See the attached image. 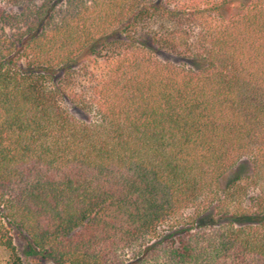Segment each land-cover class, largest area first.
I'll list each match as a JSON object with an SVG mask.
<instances>
[{
	"label": "trees",
	"instance_id": "obj_1",
	"mask_svg": "<svg viewBox=\"0 0 264 264\" xmlns=\"http://www.w3.org/2000/svg\"><path fill=\"white\" fill-rule=\"evenodd\" d=\"M0 5V264H264V0Z\"/></svg>",
	"mask_w": 264,
	"mask_h": 264
},
{
	"label": "rangeland",
	"instance_id": "obj_2",
	"mask_svg": "<svg viewBox=\"0 0 264 264\" xmlns=\"http://www.w3.org/2000/svg\"><path fill=\"white\" fill-rule=\"evenodd\" d=\"M1 6V5H0ZM164 59L176 60L174 56L167 55L163 57ZM85 69L76 70L74 72L75 88L82 89L83 87H90L101 81L109 72V65L105 63L102 59H91L85 64ZM72 114L85 122H92L95 119V114L88 111H83L77 107L71 106ZM252 173V164L248 159H244L241 163L234 169L231 174H228L223 180L222 185L226 186L228 182L237 175H245ZM12 234L15 239V243L18 247L19 252L24 255L26 242L22 235L15 229L12 230ZM25 264H53L50 260L41 258H26Z\"/></svg>",
	"mask_w": 264,
	"mask_h": 264
}]
</instances>
